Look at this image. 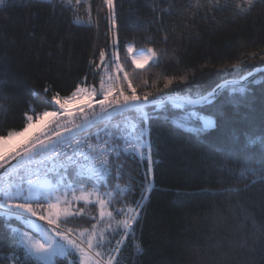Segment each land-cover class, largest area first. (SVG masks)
Wrapping results in <instances>:
<instances>
[{
    "label": "trees",
    "instance_id": "16d2710c",
    "mask_svg": "<svg viewBox=\"0 0 264 264\" xmlns=\"http://www.w3.org/2000/svg\"><path fill=\"white\" fill-rule=\"evenodd\" d=\"M231 2L198 9L195 0H116L121 62L138 93L163 87L166 77L187 75L178 94H203L233 78L216 69L237 59H245L249 71L264 65V0L246 14L236 13ZM91 4L98 27L76 24L72 9L58 0H8L0 10V60L6 65L0 80L6 81L5 103L10 105V111L0 113V133L20 128L30 106L37 112L54 110L45 99L55 92L70 93L85 75L98 83L89 60L98 59L101 49H111V31L100 11L102 0ZM86 8L80 5L78 14L84 16ZM127 43L154 47L159 62L133 72ZM252 52L255 59L248 58ZM255 79L246 99L232 100L225 91L218 99L223 114L217 127L203 134L172 124L179 110L169 111L168 119L149 110L153 187L134 234L125 241L120 264H264V182L251 176L240 180L217 168L225 154L255 162L264 157L259 144H248L249 136L264 134V72ZM126 169L130 176L120 183H130L132 192L125 198L131 203L140 198L147 163L128 160ZM245 183L248 190L240 196L224 191ZM92 216H98V208L89 205L73 225L89 227L96 223ZM8 243V232L0 225L5 246L0 257ZM137 243L142 253L136 252ZM0 264L7 261L0 259Z\"/></svg>",
    "mask_w": 264,
    "mask_h": 264
},
{
    "label": "snow or ice",
    "instance_id": "6c2138e0",
    "mask_svg": "<svg viewBox=\"0 0 264 264\" xmlns=\"http://www.w3.org/2000/svg\"><path fill=\"white\" fill-rule=\"evenodd\" d=\"M58 2L72 9L76 24L98 27L99 16L93 17L91 0ZM102 2L100 11L105 12L111 31V49H101L98 59L89 60L98 83L85 75L70 93L55 92L45 99L55 110L37 112L30 106L20 128L0 133V225L9 235L8 250L0 259L7 264H120L125 241L134 234L153 187L149 110L165 119L169 111L179 110V115L171 117L172 124L203 134L217 127L223 114L218 99L225 91L232 100L246 99L249 84L257 82L258 72H264V65L249 71L246 60L237 59L227 68L216 69L217 74L228 72L233 78L223 79L203 94H178L179 85L189 79L187 75L166 77L163 87L138 93L121 62L116 0ZM7 3L0 0V10ZM256 3L232 0L231 6L236 13L246 14ZM82 4L87 5L84 16L78 14ZM220 4L221 0H195L198 9ZM224 5L228 6L229 0H224ZM126 53L133 72L159 62L160 52L154 47L137 48L127 43ZM256 57V52L248 54L250 59ZM5 71V62L0 60V76ZM5 83L0 80V113L10 111L5 103L9 99ZM49 91L44 88L45 93ZM248 144L264 149V134L249 136ZM128 160L147 163L140 198L131 203L125 198L132 192L130 183H120L123 176H130ZM217 168L238 174L240 180L251 176L264 182V157L255 162L225 154L217 161ZM247 190L245 183L224 191L240 196ZM89 205L98 208V216L90 217L96 223L73 225L84 217ZM4 247L0 244V250ZM135 248L138 254L143 252L140 243Z\"/></svg>",
    "mask_w": 264,
    "mask_h": 264
},
{
    "label": "rangeland",
    "instance_id": "374dc122",
    "mask_svg": "<svg viewBox=\"0 0 264 264\" xmlns=\"http://www.w3.org/2000/svg\"><path fill=\"white\" fill-rule=\"evenodd\" d=\"M54 110H55V109H54ZM49 111H51V110H49ZM81 206H82V205H81ZM82 207H83V206H82ZM99 227H100V228H103V224L99 225Z\"/></svg>",
    "mask_w": 264,
    "mask_h": 264
},
{
    "label": "water",
    "instance_id": "95a60500",
    "mask_svg": "<svg viewBox=\"0 0 264 264\" xmlns=\"http://www.w3.org/2000/svg\"><path fill=\"white\" fill-rule=\"evenodd\" d=\"M258 73H259V72H258ZM258 73H257V74H258ZM257 74H256V75H257Z\"/></svg>",
    "mask_w": 264,
    "mask_h": 264
},
{
    "label": "built area",
    "instance_id": "2783aa9c",
    "mask_svg": "<svg viewBox=\"0 0 264 264\" xmlns=\"http://www.w3.org/2000/svg\"><path fill=\"white\" fill-rule=\"evenodd\" d=\"M99 98V97H98Z\"/></svg>",
    "mask_w": 264,
    "mask_h": 264
}]
</instances>
